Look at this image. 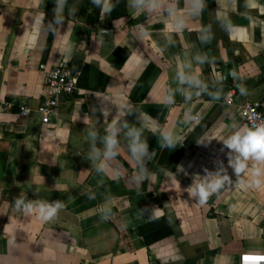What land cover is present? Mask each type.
<instances>
[{"label":"crops","instance_id":"0c3cea01","mask_svg":"<svg viewBox=\"0 0 264 264\" xmlns=\"http://www.w3.org/2000/svg\"><path fill=\"white\" fill-rule=\"evenodd\" d=\"M245 2L206 0L202 16L193 19L184 0H177L187 27L177 33L169 23L165 35L163 10L135 15L126 5L125 16L114 19L110 13L102 21L100 10L82 0L54 36L47 30L53 0H0V264H238L244 252L264 253V187L226 185L204 205L185 191L204 168L215 171L220 160L227 166L220 141L233 123L247 125L238 111L245 101L264 98V5ZM217 18L235 26L231 37ZM210 25L214 39L203 45L197 32ZM102 28L112 29V35L99 37ZM141 29L147 33L143 39ZM198 53L215 62L197 64ZM61 60L77 72V91L44 123L36 110L47 90L41 65L50 68ZM181 67L199 69L212 91L220 87L216 76L225 77L221 100L193 95L186 104L177 91L183 87L176 77ZM241 83L247 95L240 94ZM231 89L235 101L228 104ZM168 91L176 93L170 108L158 102ZM121 103L138 111L122 118L129 125L139 127L140 113L149 118L143 138L153 153L146 164L151 179L138 188L127 180L137 165L126 129L107 175L87 159L88 127L102 137ZM26 104L34 110L21 117ZM189 107L199 120L186 125ZM163 128L178 138L174 150L152 142ZM96 146L103 149L99 139ZM228 174L235 180L232 169ZM17 198L60 200L65 207L46 223L15 211ZM109 207L113 218L104 221L101 208ZM154 208L158 219L149 218Z\"/></svg>","mask_w":264,"mask_h":264},{"label":"clouds","instance_id":"9594fccd","mask_svg":"<svg viewBox=\"0 0 264 264\" xmlns=\"http://www.w3.org/2000/svg\"><path fill=\"white\" fill-rule=\"evenodd\" d=\"M116 2L118 3L119 0H116ZM81 3L82 0H71V3L69 0H53V18L47 21V30L55 36L57 34V29L65 26V16H75ZM89 3L100 10V19L102 21L106 15H110L116 6L113 0H89ZM184 5L187 9L188 16L193 19H199L207 7L206 0H184ZM250 5L251 0H246L245 6L250 7ZM127 6L135 15L153 14L159 10H163L166 19L164 21L165 27L162 33L165 35L168 34L169 23L177 33L187 27L186 17L181 15L178 11L177 0H127ZM39 22V20L36 21V23ZM217 22L219 27H222L228 33L229 37L236 31L235 26L227 19L217 18ZM106 32L107 30L105 29L101 30V34ZM146 34L147 33L141 29L139 34L140 38L143 39ZM197 39L203 45L212 42L214 39L212 26L202 27L197 32ZM193 59L197 64L201 65L215 62V57H209L206 53H198ZM186 67L192 68V65L189 64ZM231 75L239 79L235 72H232ZM176 77L178 84L183 86L179 87L177 91L183 97L186 104L192 100L193 95L197 97L207 95L212 101H219L223 96L222 85L225 77L221 75L215 78V85H219L220 87L216 88L214 91L209 90V84L200 78L199 69L186 72L185 69L181 67L177 70ZM238 88L241 95L248 94L247 89L242 83L238 85ZM175 94L174 92L168 91L158 102L170 108V106L175 103ZM230 95L229 93L228 96ZM225 99H227V97H225ZM101 109L104 118L107 119L109 113L104 110L103 104H101ZM137 112L138 111H135L131 105L123 103L116 104V115L106 127L105 134L102 137L97 131L88 127L87 135L91 147L87 159L93 164L97 173L107 175L110 165L119 155L118 136L122 129H126L124 135L128 141V151L131 160L137 165L136 172L128 177L127 180L131 185L138 188L145 180L151 179L146 164L152 158L153 153L150 151L148 142L143 138V131L149 127V118L147 114L139 112V127L129 125L126 119H122L126 115H133ZM198 120L199 116L192 115L189 107L184 113L182 123L190 125ZM84 123L86 124L87 121H84ZM231 128V134L220 141L223 144L221 151L224 152L226 150L227 166L220 160L216 162L215 171L204 168V174H196L192 184L185 189L189 197L200 205L206 204L210 196L219 194L226 185L256 190L264 187V120L253 122L251 126L233 123ZM98 139L103 144V149L97 148L96 142ZM159 141L161 148L170 150H174L179 142L174 132L168 128L160 130ZM197 143L205 144L199 138L197 139ZM210 143L211 141L208 142V144ZM229 168L232 169L235 180L228 174ZM29 186L31 187V185ZM36 191L38 192L39 189L37 188ZM89 199H95V196L89 195ZM64 207V203L60 200L51 202L42 200L26 201L23 198H17L14 202L15 211L21 212L26 217L37 215L39 220L46 223L54 220ZM100 212L101 219L104 221L113 218L110 207L101 208ZM159 216V209L154 208L149 218L158 219ZM120 227L124 229L127 225L121 224ZM11 242L12 241H10V243Z\"/></svg>","mask_w":264,"mask_h":264},{"label":"built area","instance_id":"2783aa9c","mask_svg":"<svg viewBox=\"0 0 264 264\" xmlns=\"http://www.w3.org/2000/svg\"><path fill=\"white\" fill-rule=\"evenodd\" d=\"M41 69L45 71L47 90L36 110L41 114L42 121L49 123L57 115L63 98L77 91L78 74L67 60H61L50 68L42 64ZM235 94L233 89L227 92L225 102L232 104L235 101ZM33 110L28 104L21 105L19 114L21 117H28ZM238 111L248 126L258 120H264V98L245 101ZM238 264H264V253L244 252L240 255Z\"/></svg>","mask_w":264,"mask_h":264},{"label":"trees","instance_id":"16d2710c","mask_svg":"<svg viewBox=\"0 0 264 264\" xmlns=\"http://www.w3.org/2000/svg\"><path fill=\"white\" fill-rule=\"evenodd\" d=\"M113 3L116 5L111 12V15L114 19L121 18L126 15V5H127V0H119L117 3L116 0L113 1ZM154 144H157L159 142V134H157L154 139L152 140Z\"/></svg>","mask_w":264,"mask_h":264},{"label":"water","instance_id":"95a60500","mask_svg":"<svg viewBox=\"0 0 264 264\" xmlns=\"http://www.w3.org/2000/svg\"><path fill=\"white\" fill-rule=\"evenodd\" d=\"M102 29L107 30V32L101 34V30H102ZM102 29H99V31H98V36H99V37H108V36H111V35H112V32H113L112 29H106V28H102Z\"/></svg>","mask_w":264,"mask_h":264}]
</instances>
